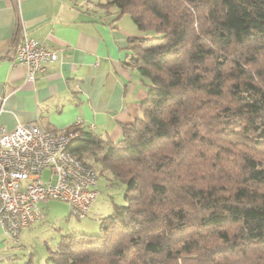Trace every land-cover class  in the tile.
<instances>
[{"label": "trees", "instance_id": "trees-1", "mask_svg": "<svg viewBox=\"0 0 264 264\" xmlns=\"http://www.w3.org/2000/svg\"><path fill=\"white\" fill-rule=\"evenodd\" d=\"M100 6L160 35L129 46L148 97L116 142L64 130L70 153L126 185L125 204L45 264H264V0Z\"/></svg>", "mask_w": 264, "mask_h": 264}, {"label": "crops", "instance_id": "crops-1", "mask_svg": "<svg viewBox=\"0 0 264 264\" xmlns=\"http://www.w3.org/2000/svg\"><path fill=\"white\" fill-rule=\"evenodd\" d=\"M101 1L0 0V126L13 130L37 123L55 132L81 123L116 142L141 118L149 84L127 62L130 44L144 33L126 15L117 19L118 9H104ZM22 32L58 55L34 83L14 57ZM97 199L88 215L97 213ZM36 224L21 231L18 243L0 229V264L28 263L21 256Z\"/></svg>", "mask_w": 264, "mask_h": 264}, {"label": "built area", "instance_id": "built-area-1", "mask_svg": "<svg viewBox=\"0 0 264 264\" xmlns=\"http://www.w3.org/2000/svg\"><path fill=\"white\" fill-rule=\"evenodd\" d=\"M13 52L32 83L47 63L58 59L26 32ZM71 137L70 132L44 130L37 123L19 124L13 130L0 126V229L15 243L23 229L43 218L40 204L59 200L69 205L72 215L84 218L97 198L98 174L68 151Z\"/></svg>", "mask_w": 264, "mask_h": 264}, {"label": "rangeland", "instance_id": "rangeland-1", "mask_svg": "<svg viewBox=\"0 0 264 264\" xmlns=\"http://www.w3.org/2000/svg\"><path fill=\"white\" fill-rule=\"evenodd\" d=\"M126 17L130 19L128 15ZM144 36L159 37L160 35L151 31ZM42 176L44 181H47L49 171L45 170ZM97 190L99 192L96 203L98 208H95L97 213L91 212L84 218L72 215L69 205L59 200H49L45 204H40L39 208H43L44 215L28 235L22 259H25V262L32 260L33 264H45L49 250H55L62 236L68 233L98 236L101 220L113 213L114 205L125 204L126 185L116 179L111 172H105L99 174Z\"/></svg>", "mask_w": 264, "mask_h": 264}]
</instances>
